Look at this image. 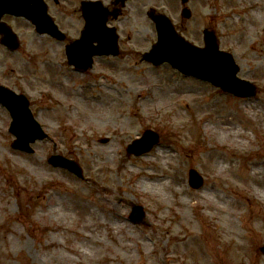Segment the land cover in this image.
<instances>
[{"label": "rangeland", "instance_id": "1", "mask_svg": "<svg viewBox=\"0 0 264 264\" xmlns=\"http://www.w3.org/2000/svg\"><path fill=\"white\" fill-rule=\"evenodd\" d=\"M257 3L190 0L192 17L185 19L180 0H136L135 9L133 4L127 9L134 13L119 23L124 39L130 34L138 40L134 51L125 46L118 58L96 59L86 74L68 66L56 42L30 29L23 31L26 45L21 51L11 53L0 46V85L27 96L49 136L31 144L33 153L13 149L12 119L0 106V264H264V198L253 191V178L264 177V8L254 15ZM152 8L170 16L180 34L200 47L206 29L217 32L221 48L232 52L240 65L239 76L256 84V96L233 97L169 64L143 62L142 54L157 41L155 25L147 17ZM80 15L77 11L74 17L79 28ZM165 92L175 98L166 101ZM76 93L82 95L80 105ZM150 93L152 100L144 103ZM119 94L121 105L106 113L122 115V125L105 129L108 119L100 121L101 112L91 115L98 129L66 118L67 112L85 114V100L104 103L107 96ZM251 109L258 110V118ZM179 113L183 118H177ZM219 115L231 116L245 132L241 139L248 140L246 147L230 141L217 144L205 126H215ZM146 130L158 132L160 143L140 157L129 155L127 146ZM97 149L108 153L103 169L91 166ZM218 149L235 161L237 184L228 178L230 165L225 173L216 170L218 157L212 152ZM162 151L172 154L173 161L161 158ZM53 155L74 159L83 179L50 165ZM255 164L262 167L261 175H253ZM191 169L204 177L203 188L190 186ZM148 172L165 176L168 186L145 187ZM80 185L84 193L72 188ZM103 185L111 192L103 193ZM106 194L114 195L113 202H106L111 201ZM183 197L202 205L184 209L177 202ZM59 200L73 206L78 200L88 203L98 216L95 233L83 229L86 220L79 216L46 215L47 204ZM134 205L146 211L141 224L130 220ZM85 233L100 241L94 245L97 258L89 249L88 260L70 249L83 247ZM190 236L193 243H185Z\"/></svg>", "mask_w": 264, "mask_h": 264}, {"label": "water", "instance_id": "2", "mask_svg": "<svg viewBox=\"0 0 264 264\" xmlns=\"http://www.w3.org/2000/svg\"><path fill=\"white\" fill-rule=\"evenodd\" d=\"M182 2L187 3L188 0H182ZM99 6L100 3L83 4L86 29L82 38L67 49L69 63L80 72H86L92 67L94 56L118 55L117 36L106 27V20ZM4 13L27 18L36 25L37 31L41 34L48 33L53 37L58 34V28L49 16L47 5L43 0H0V17ZM182 14L186 18L191 17L189 9H184ZM149 17L156 23L158 41L151 51L144 55L146 61L154 65L167 62L183 74L208 81L229 94L244 97L256 95V87L251 82L237 77L239 67L232 55L220 51L213 32H205L206 47L199 48L180 36L165 15L151 12ZM0 33L4 35L3 42L13 47L11 33L3 29H0ZM95 42L99 43L98 46L94 45ZM5 90L0 89V101L7 106L13 117L10 131L17 137L13 147L33 152L30 144L38 139H44L46 134L34 120L27 98L16 96L11 91ZM159 141L158 133L147 130L141 139L135 140L128 147V153L136 156L143 155L151 151L155 145L159 144ZM50 163L68 168L82 177V169L71 160L53 156ZM190 184L196 189L204 184L202 176L196 170L190 171ZM144 216L143 208L136 206L132 220L140 223ZM262 250L264 252V248Z\"/></svg>", "mask_w": 264, "mask_h": 264}, {"label": "bare ground", "instance_id": "3", "mask_svg": "<svg viewBox=\"0 0 264 264\" xmlns=\"http://www.w3.org/2000/svg\"><path fill=\"white\" fill-rule=\"evenodd\" d=\"M257 10L253 12V14H257L258 11H262V9L264 8V1L261 0H257ZM263 7V8H262ZM63 88V86H62ZM151 94V93H150ZM164 95V99L169 100V98L173 97L175 98V95L173 94H169L168 92L163 93ZM154 94H151L150 97H145L143 98L144 103H148L152 100ZM108 99L104 102L101 103L99 101H92V100H85L83 101V103L86 105V112L83 115H77L76 112L75 114L72 112H67L66 113V118L69 119L70 121L76 122V124L80 127H84V128H89L92 127L93 125H97L96 129L101 128L98 127L99 125L95 122L92 121L91 119V115L95 114L96 112H101L98 115V118L101 120H106L108 119L107 124L105 126V129L108 130V128L110 126H113L114 124L116 125H122L124 123L122 115H112V117L109 116V114L106 113L109 111H114L117 110L118 107L121 105V100L123 99L122 94L116 95V97L114 96H107ZM76 101L77 103L80 105V103L82 102V95L81 94H77L76 93ZM104 112L106 114H104ZM249 112L252 114L253 117L258 118L259 117V112L256 109H251L249 110ZM94 117V116H93ZM97 117H94V119ZM178 119L183 118L181 116V114L179 113V116L177 117ZM233 118L229 115H219L216 118H214L215 121V126H205V129L207 131H211V135L213 136V138L217 141V144H219L220 146H224L227 144V141H230V143H232L235 146L238 147H246L248 140L246 138L241 139V135L245 132H243L240 128H236V126L233 123ZM113 121V122H112ZM116 129V126H115ZM203 152L205 153L206 156H211L212 153H215L216 156L218 157L217 162H215L217 164L216 166V170L218 171V173L222 174L226 172V168L230 165L229 171H228V178L232 181L235 182L237 184V175L235 174V172H232V168L234 166V162L233 160L229 159V156L227 154L226 151L222 150V149H218L217 151H213L212 153H210L208 150H203ZM161 158H163L166 162L168 161H173V155L170 153H164L163 151L161 152ZM228 156V157H227ZM108 160V153L105 152V150H95L92 152V161H91V166L95 169H97L98 167H100V169H103L105 167V163ZM227 160L228 164H224L221 166V163ZM104 164V166H103ZM234 170V168H233ZM253 175L255 176L256 174L261 175L262 173V167L259 165H254L253 166ZM105 178V176H104ZM145 178L147 180H143V183L145 185V187H147L148 189H153L154 187L157 190H162L164 189L167 184L168 180H165V176L163 175H157L156 173L153 172H148L145 176ZM254 187H253V191H255L258 195H261L264 198V191H262L261 189L263 188L264 190V177L260 176L259 179L254 177ZM181 184V183H180ZM178 185V184H177ZM85 186L84 185H80V186H75L72 187L73 190L78 191V193H84L83 192V188ZM100 189L104 192H108L110 191V187L103 185L100 187ZM111 192V191H110ZM179 192V191H178ZM180 193V192H179ZM110 196V200L111 201H106L108 202H113V198L114 195H110V194H106ZM103 201V200H102ZM60 203H58L57 201H51L47 204V209L45 214L48 216H52L56 219H63V218H68V219H73L75 218V216H79L80 221H84L86 220V223L83 227V229L88 230L90 233H95V230L92 229V227L96 228L95 226V221L98 220V216L96 214V212L94 211V209L92 207L89 206L88 203H84L82 200H78L75 203V206L69 204V203H65L62 200H59ZM177 202L180 204V206H182V208L187 209V208H197L200 207V204L202 205V203L200 202V200H190L188 198L183 197V200H177ZM62 205H63V209H62ZM239 206H241V204H239ZM208 207L213 209V204L211 202L208 201ZM65 212V214L63 213ZM188 215L187 213H185V220L188 219L187 218ZM90 233H85V239H83V247H71L70 249L81 254V256L85 259L88 260L89 255L87 254V251L89 249L91 255L93 253V257L97 258L98 253H99V248L94 246V245H99V240H97L92 234ZM149 239V238H148ZM193 237L190 236L188 238H185L184 242L187 244H190L192 241ZM156 245H158V243L156 242ZM204 254H202L203 256Z\"/></svg>", "mask_w": 264, "mask_h": 264}, {"label": "flooded vegetation", "instance_id": "4", "mask_svg": "<svg viewBox=\"0 0 264 264\" xmlns=\"http://www.w3.org/2000/svg\"><path fill=\"white\" fill-rule=\"evenodd\" d=\"M49 3V10L51 8V12L53 14V18L59 28L65 33V39L64 41H56L62 48H65V46L68 43H71L75 39H77L80 36L81 29L84 25V19L82 15H80V28L78 24H76V20L78 18H74L76 15V12L79 11L82 12L81 9V3L83 0H46ZM53 2V5L50 2ZM97 1V0H95ZM102 1L103 4L107 7L108 11V18H109V25L111 27L118 26L117 23L122 17H128L132 15L134 12L129 11V13H124V10L130 9V5L133 4V8L131 10L135 9L136 0H129L126 5H122V3H117V0H99ZM133 2V3H132ZM118 8L117 14L114 13L115 9ZM82 14V13H81ZM0 21L4 25L3 27L6 28L5 25H9L12 27L13 31L16 34V41L18 38L20 39V48L23 46V30L25 28H28L30 26V23L28 20L23 18L14 17L11 15H4ZM117 28V27H116ZM118 30V28H117ZM18 35V36H17ZM3 36L0 35V46L3 47L2 43ZM138 40L133 37L129 36V39L127 41H123V38H119V47L122 50L123 46L126 45L128 47L134 46Z\"/></svg>", "mask_w": 264, "mask_h": 264}]
</instances>
